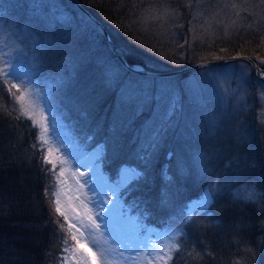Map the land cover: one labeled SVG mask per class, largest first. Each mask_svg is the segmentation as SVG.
Returning <instances> with one entry per match:
<instances>
[{
  "label": "trees",
  "instance_id": "trees-1",
  "mask_svg": "<svg viewBox=\"0 0 264 264\" xmlns=\"http://www.w3.org/2000/svg\"><path fill=\"white\" fill-rule=\"evenodd\" d=\"M68 1L74 12L89 17L72 0ZM79 1L107 28L132 66L139 64L155 71L143 58L136 57V53L125 51L121 43L124 37L126 40L133 32L142 31L135 20L144 12L142 3L146 8L152 0ZM168 1L181 8L191 5L188 4L190 0ZM43 7L46 8L45 18L38 20V24L23 8H11L8 13L15 17L16 27L25 29L27 26L47 41V47L36 52H41L39 62L44 68L41 77L50 93L52 108L64 120L77 144L89 151L98 150L102 156L105 148L99 146L110 138L113 112L119 107V85L113 81L108 86L102 52L92 42L90 31L86 34L80 21L48 18L49 7ZM116 31L125 33L124 37L117 35ZM100 38L108 47V54L115 51L103 32ZM244 39L246 41L241 40V43L227 42L223 48L229 53L221 54L216 60L234 56L254 60L253 56L257 54L263 57L260 52L264 49L263 29ZM125 43L130 45L127 41ZM240 60L252 66L248 60ZM199 62L203 61L197 59L182 68ZM120 65L123 75H133L121 60ZM110 72L112 69L108 68V74ZM255 75L259 77L256 71ZM15 98L12 86L0 77V193L3 194L0 199V264H60L64 237L58 233V225L50 220V213L59 215L52 212L57 205L48 202L55 193L56 179L42 171L40 151L33 147L38 137L43 140L41 132L32 120L19 113ZM85 98L92 105L87 121L80 115ZM157 99V109L166 106L163 100ZM191 107L209 117L212 125L209 120L201 123L202 118L187 113V120L174 130H168L162 147L153 158L149 182L141 184L140 191L132 192L123 201L148 225L158 228L179 226L182 229L179 250L170 264H264V201L257 199L242 203L233 196V193L240 195L237 190L248 184L258 197L264 193V127L261 124V129L256 127L259 119L251 113V108L248 113L237 110L229 115L224 113L219 102ZM249 113L254 125L246 127L244 118ZM150 114L151 108L131 128L116 132L118 156L114 158L111 143L107 145L105 159L110 163L103 167L110 179H116V169L122 162L138 163L133 159L139 144L135 139L136 131ZM87 136H93L91 142L87 141ZM43 147L47 148L45 141ZM169 152L173 153L171 159L167 155ZM199 157L204 162L201 168L197 163ZM177 161L186 170L183 178L177 176ZM46 167L51 168L50 164ZM163 173L174 177L175 182L166 186ZM209 188L214 199L208 215L194 213L189 220L187 206L201 198ZM165 194L166 199L162 201L161 196ZM134 198L148 203L137 210L131 207ZM144 208L150 214L141 215ZM46 221L48 223L44 225ZM33 223L44 226L38 231L25 227ZM11 248L26 255L16 256Z\"/></svg>",
  "mask_w": 264,
  "mask_h": 264
},
{
  "label": "rangeland",
  "instance_id": "rangeland-1",
  "mask_svg": "<svg viewBox=\"0 0 264 264\" xmlns=\"http://www.w3.org/2000/svg\"><path fill=\"white\" fill-rule=\"evenodd\" d=\"M162 1L164 2L159 3V0H152L146 4L150 5L146 8L142 3L144 12L135 20V23L141 26L140 33H130L132 35L125 40V33L116 31L117 35L124 37L121 43L125 51H133L136 57L143 58L150 69L158 72L180 70L188 62L197 59L216 61L221 54L229 53L223 48L227 42L241 43V40L246 41L244 39L246 36L264 30V0H190L188 4L191 5L187 8L169 4L168 0ZM43 5L49 7L48 18L52 17L54 21L62 19L82 23L81 18H84L74 12L68 0H9V2L0 0V77L15 91L19 113L32 120L39 128L47 145V155L53 161L50 166L52 168L55 165L57 168L55 174L58 177L55 188L59 201L57 207L68 216L75 214L77 218L83 217L81 222L87 223L90 222L89 217L95 219L96 214L92 205L88 203V199L94 193L88 191L90 185L83 183V177L93 172V168L88 165L97 156H101V153L98 150H86L77 144L64 120L52 108L50 93L41 77L44 72L39 62L41 52L39 54L36 52L44 50L47 41L37 31L27 26L25 29L16 27L15 17L8 13L11 8H23L38 24V20L42 21L45 18L43 13L46 8ZM90 34L93 38V34L91 32ZM100 37L94 44L98 51L102 52L101 58L104 62L109 49L101 42ZM255 47L259 48L258 45ZM260 52L263 57L257 53L253 57L263 70L261 73H264V49ZM11 65L15 66L16 74L23 77V82L18 83L4 78L3 69ZM108 68L105 64L107 74ZM115 71L123 75L120 68ZM261 73L260 78L257 77L255 69L248 62L238 60L191 70L181 75L159 77L157 80L163 81L164 86L171 91L177 107L171 130L187 120L189 115L202 118L201 123L206 120L211 122L203 112L197 110L196 112L191 106L195 105L197 108L213 102L222 104L224 113L227 112L229 115H233L237 110L248 113V109L251 108L253 110L251 113L259 119L256 127L259 126L261 129L264 127V75ZM163 101L167 104V99ZM45 104L48 105L47 108L44 107ZM251 113L244 118L246 127L254 125L251 122ZM53 115L56 118L59 137L64 141L63 152L51 135L53 126L50 121ZM209 125H212V122ZM43 129L47 131L42 132ZM197 163L200 168L204 165L200 157ZM96 187L98 191L103 190L99 180L96 181ZM208 191L209 189L205 193ZM199 199L191 204L198 202ZM123 203L125 204L124 201ZM126 208L129 215L144 225L139 235L145 239L147 246L141 245L142 250L139 251L124 252L121 258L120 252L123 251L125 240L122 238L120 243H115L113 237L105 230L101 218L97 220L101 225L100 230L91 235L83 229L77 231L78 238L83 235L88 239H81L76 252L70 254L68 264H81V257L86 258L87 264H170L175 252L179 250L173 245L178 243L180 246L182 231L176 230L181 228L169 226L166 229H159L148 226L139 216L131 213L130 206ZM60 264H63V261Z\"/></svg>",
  "mask_w": 264,
  "mask_h": 264
},
{
  "label": "snow or ice",
  "instance_id": "snow-or-ice-1",
  "mask_svg": "<svg viewBox=\"0 0 264 264\" xmlns=\"http://www.w3.org/2000/svg\"><path fill=\"white\" fill-rule=\"evenodd\" d=\"M82 25L85 33L89 31L93 34L92 42L96 43L98 38L102 36V29L96 25V22L91 17L81 18ZM51 43V42H49ZM123 55L122 52L110 51L104 57V63L113 71L106 75L107 84L110 87L111 83L115 81L119 85V107L113 112L112 123L109 127L110 138L105 140L99 147L105 148V154L97 156L88 166L93 168V172L89 176L83 177V183L89 184L88 191L94 193L89 199L90 203L95 210L96 218L92 219L89 217L87 223H82L83 217L77 218L75 214L68 216L65 212L61 211L59 207L52 209L53 213H58V216H54L50 213V220L57 224L58 233L63 236L62 240V252L64 255L61 257L63 264H68L70 254L75 253L77 247L81 243V239L87 240V236L81 235L77 237V231L83 229L90 235L97 230H100L101 225L97 223V220L103 219L105 230L108 235L113 237L115 243H120L121 239L125 240L123 251L120 252L121 258L123 253L127 251H139L141 245L147 246L144 238L140 237V229L144 227L138 219H134L128 214V208L123 203L124 198L130 195L132 192L140 191L141 184L148 183L150 180L149 171L151 170L154 156L158 153L162 147L163 142L166 138L168 130L171 128L174 116L177 112L176 104L173 102L171 91L164 86L163 81L157 80L155 75H150L149 70L145 66L135 65L132 67L133 75H121L116 69L121 67L120 57ZM4 78L10 81L23 82V77L18 76L15 72V66L11 65L3 69ZM264 75V73H261ZM29 83H31L29 81ZM26 86V85H25ZM157 97L160 100L167 99L166 106L157 109L159 103ZM92 105L88 99L85 98L83 106L80 109L81 117L87 121L89 118V108ZM45 108L48 105H44ZM149 108L152 109V114L145 120H143L136 131L135 139L139 141L138 151L134 154L133 159L138 161L136 164H132L129 161L122 162L116 169V179H110L108 173L104 171V164L110 163L106 161L107 145L111 143V151L113 157L119 155V138L116 136L118 130L125 128H131L136 121L144 116V113ZM53 126L51 135L57 146L60 147L61 151L64 150V141L60 139L58 129L56 128V118L53 115V119L50 121ZM98 127H100L98 125ZM47 129H43L42 132H46ZM88 142H91L93 136L86 137ZM44 141L38 137V142L33 145L40 151V164L41 169L49 177L57 180L55 176L57 168L53 165L52 168H47L46 165L52 164L53 161L46 154L48 149L43 147ZM67 155V153H64ZM169 159L172 158L173 153L169 152ZM20 163V161H17ZM75 164V162H73ZM243 171V169H240ZM186 175L185 168L177 161V176L183 178ZM162 179L167 184L175 182L174 177L163 173ZM99 180L102 184V191H98L96 187V181ZM47 187V185H46ZM240 195L233 193V196L242 203L254 202L257 199L264 201V193H261L259 197L256 191L252 188L251 184L242 186L237 190ZM47 195V193H46ZM212 190L205 193L198 202L187 206L189 208L188 219L192 220V213L204 212L208 215L209 205L212 203ZM113 197H115L113 199ZM0 199H3V194L0 193ZM166 199V194L161 196V200ZM49 204H58V198L55 193L49 199ZM148 201H141L140 198H134L131 207L137 210L141 209L143 205H146ZM35 208V206H34ZM150 214L148 210L144 208L141 215ZM48 222H44L46 225ZM193 223H195L193 221ZM44 225L33 223L26 225L29 229L39 230ZM145 231H148L145 229ZM177 232L182 229H177ZM74 242V243H73ZM173 247L179 248V244L173 245ZM10 251L16 256H24L26 253L18 252L14 248ZM250 252L251 249H248ZM81 264H87L86 258L81 257Z\"/></svg>",
  "mask_w": 264,
  "mask_h": 264
},
{
  "label": "water",
  "instance_id": "water-1",
  "mask_svg": "<svg viewBox=\"0 0 264 264\" xmlns=\"http://www.w3.org/2000/svg\"><path fill=\"white\" fill-rule=\"evenodd\" d=\"M72 1L85 14H87L89 17H91V18H93L95 20L96 24L102 29L103 34L105 35V37L107 38V40L109 41L111 46L114 48V50L123 53L121 48L111 38V35L109 34L107 28L101 22H99L89 11H87L79 0H72ZM240 59L248 60L252 64V66L254 67L256 73L259 74V73H261L263 71L261 69V67L253 59H251V58H249L247 56H234V57H229V58H225V59H222V60L199 62V63H197V64H195L193 66H190L188 68H183V69L175 70V71H171V72H157V71H150L149 70V74L150 75H155V77L174 76V75L182 74V73H185V72H189L191 70H196V69L205 68V67H209V66H215V65H222V64H226L228 62L235 61V60H240ZM120 60L125 65V67H127L129 70L132 69L133 66L127 61L124 53L120 57Z\"/></svg>",
  "mask_w": 264,
  "mask_h": 264
}]
</instances>
